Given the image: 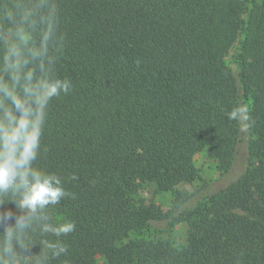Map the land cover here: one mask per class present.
I'll list each match as a JSON object with an SVG mask.
<instances>
[{"label":"trees","instance_id":"1","mask_svg":"<svg viewBox=\"0 0 264 264\" xmlns=\"http://www.w3.org/2000/svg\"><path fill=\"white\" fill-rule=\"evenodd\" d=\"M33 2L0 0V33L20 22L6 10ZM48 2L54 17L34 12L22 38L54 25V71L72 89L48 106L36 165L72 194L48 217L76 228L56 237L34 225L23 239L30 248L15 249L20 264H264V0ZM205 149L222 175L248 163L247 153L258 159L252 172L218 191L204 185L168 212L141 195L144 183L163 193L194 183V155ZM8 210L12 225L20 212L0 206ZM184 220L183 244L158 235ZM55 241L66 254L53 255Z\"/></svg>","mask_w":264,"mask_h":264},{"label":"clouds","instance_id":"2","mask_svg":"<svg viewBox=\"0 0 264 264\" xmlns=\"http://www.w3.org/2000/svg\"><path fill=\"white\" fill-rule=\"evenodd\" d=\"M36 11L45 21L55 15V7L48 0L14 5L6 14L13 19L19 15L20 22L0 33V206L12 202L20 212L12 225L7 223L13 218L12 211L0 212V224L4 225L0 233V264H20L25 256L15 249L30 248L23 239L36 224L42 232L56 237L66 236L76 228L73 221L56 224L48 217L46 210L50 206L72 194L60 176L36 165L48 106L72 89L71 81L54 71L58 40L54 25L44 23L38 39L25 42L22 38L24 25ZM48 246L57 257L68 251L60 241Z\"/></svg>","mask_w":264,"mask_h":264},{"label":"rangeland","instance_id":"3","mask_svg":"<svg viewBox=\"0 0 264 264\" xmlns=\"http://www.w3.org/2000/svg\"><path fill=\"white\" fill-rule=\"evenodd\" d=\"M239 52V44L236 43L230 50L227 59L234 72L239 69V60L237 58ZM249 64L253 63L255 58L249 54L246 58ZM245 157H249V162L242 164L240 162L236 165L232 171L228 174H221L219 168V162L213 157L211 152L207 149L200 151L194 155V162L199 170V179L194 183L182 184L174 192H160L154 184L144 183L141 185V195L147 200L156 203L165 212H168L175 208V200L177 198L184 197L188 194L194 193L196 190L203 188L204 185H208L212 192L218 191L229 183H231L240 173L244 170L252 172L256 166L258 154L251 152L245 154ZM159 228L158 235L170 238L176 244H183L188 236L189 223L187 221L175 222L172 228H166V225H162ZM101 258V257H100Z\"/></svg>","mask_w":264,"mask_h":264}]
</instances>
